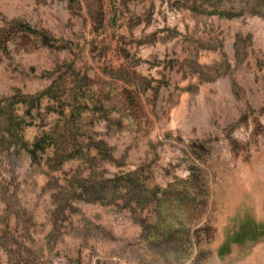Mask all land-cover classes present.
I'll use <instances>...</instances> for the list:
<instances>
[{"label":"rangeland","instance_id":"374dc122","mask_svg":"<svg viewBox=\"0 0 264 264\" xmlns=\"http://www.w3.org/2000/svg\"><path fill=\"white\" fill-rule=\"evenodd\" d=\"M0 264H264V0H0Z\"/></svg>","mask_w":264,"mask_h":264},{"label":"trees","instance_id":"16d2710c","mask_svg":"<svg viewBox=\"0 0 264 264\" xmlns=\"http://www.w3.org/2000/svg\"><path fill=\"white\" fill-rule=\"evenodd\" d=\"M24 28H26L25 26H23ZM27 30H30V28H27Z\"/></svg>","mask_w":264,"mask_h":264}]
</instances>
